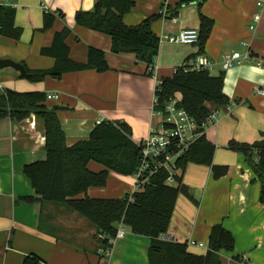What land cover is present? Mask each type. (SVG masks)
Wrapping results in <instances>:
<instances>
[{"label":"crops","instance_id":"0c3cea01","mask_svg":"<svg viewBox=\"0 0 264 264\" xmlns=\"http://www.w3.org/2000/svg\"><path fill=\"white\" fill-rule=\"evenodd\" d=\"M256 1L135 0L122 16L124 24L137 25L159 14L151 22L159 46L149 74L146 64L133 53H113L108 35L75 23V12L91 10L96 0H0L1 5L14 9V25L21 29L17 39L0 33V58L31 70L48 69L54 58L42 55L40 48L49 46L54 33L68 27L65 43L71 59L85 61L88 46H93L103 50L109 66L105 72L84 69L40 81L19 78L17 71L5 67L0 69V93L8 88L50 94L45 105L57 107L66 145L86 139L101 120L124 121L131 128L132 141L138 143L151 127L159 128L162 123L152 107L156 80L171 76L188 57L204 56L210 74L223 72V92L229 103L218 108L209 104L216 120L205 125L202 133L215 146L212 164L226 165L227 171L213 178L210 166L187 163L181 172L187 191L178 193L168 229L159 237L185 242L187 251L203 255L211 226L220 223L234 237L233 250L220 251V264H264L259 181L244 165L242 154L227 148L230 140L252 143L264 138V94L255 91L264 88V6H257ZM200 13L213 21L201 52L197 44L168 41V36L182 28L198 29ZM45 14L54 20L42 29ZM234 51L247 58L240 57L239 63L222 69L223 56ZM174 97L179 99L180 93ZM44 157L42 118L33 114L21 120L0 118V264H21L28 253L41 259L38 264H147L148 236L135 234L127 226L105 257L98 253L101 244L90 221L64 204L35 198L22 167ZM86 166L94 172L105 169L92 160ZM106 170L104 186H91L76 197L121 198L136 189L133 175ZM21 196L34 200L24 201Z\"/></svg>","mask_w":264,"mask_h":264},{"label":"trees","instance_id":"16d2710c","mask_svg":"<svg viewBox=\"0 0 264 264\" xmlns=\"http://www.w3.org/2000/svg\"><path fill=\"white\" fill-rule=\"evenodd\" d=\"M134 1L96 0L91 10L76 11L74 21L108 35L113 53H133L149 66L159 46V38L152 31L151 22L159 14L146 17L137 25L124 24L122 16L131 9ZM13 17L14 9L0 4V33L17 39L21 29L14 25ZM53 20L54 16L45 14L42 29L50 27ZM212 25L211 18L199 14L198 53L202 51ZM68 33L69 28L64 27L54 33L49 46L40 48L42 55L54 58L50 68L31 70L24 67L30 81H40L46 76L58 79L65 72L84 69L97 72L109 69L103 50L93 46H88L85 61L71 59L65 43ZM191 57L177 66L171 76L160 78L153 92L157 99L153 110H162L175 93H180L178 105L194 119L198 129H203L202 123L211 111L209 104L217 108L226 106L229 98L223 92V72L212 75L207 70H185ZM45 97L42 91L18 92L5 88L0 93V118L21 120L33 114L43 119L45 157L22 167L38 201L64 204L86 218L95 226L96 238L101 245H106L108 239L114 236L116 222H122L135 234L148 236L147 264H220V251L233 250L234 237L220 223L211 226L207 251L203 255L187 251L185 242L159 237L168 229L178 193L187 191L181 182V172L187 163L210 166L213 178L223 176L227 171L226 165L212 164L215 146L203 133L177 158L180 173L175 175V184L166 183V171L157 169L147 176L146 183L121 198H77L79 193L91 186H104L108 174L106 169L119 175H132L139 165L141 141H132L131 128L124 121L101 120L90 130L86 139L66 145L56 115L57 107H47ZM227 148L242 154L244 165L259 181L258 201L264 205V138L252 143L230 140ZM89 160L102 164L105 169L90 171L86 166ZM19 199L34 200L30 196ZM97 234H101V237H97ZM233 258L238 260L237 256ZM39 261L41 259L36 254L28 253L21 264H38Z\"/></svg>","mask_w":264,"mask_h":264},{"label":"built area","instance_id":"2783aa9c","mask_svg":"<svg viewBox=\"0 0 264 264\" xmlns=\"http://www.w3.org/2000/svg\"><path fill=\"white\" fill-rule=\"evenodd\" d=\"M257 6H264V0H257ZM48 12L47 6H43ZM162 13H165L163 9ZM172 21L175 17L172 16ZM251 28V27H250ZM198 39L197 28H182L175 35L168 36V41L175 44H196ZM243 45L244 42H241ZM240 57L247 58V55L241 56L238 51L231 54H226L222 58V69L231 68L235 63L240 62ZM185 70H207L209 71V61L201 55H197L189 60ZM147 72H153V66H147ZM157 85L159 80H156ZM156 85V86H157ZM257 93L264 94V88H256ZM51 95L47 94L46 98ZM55 97V95H54ZM157 104V99L153 95L152 107ZM162 117V123L159 128L151 127L147 136L141 140L140 160L139 165L133 172L136 188L146 183L147 176H150L157 169H163L167 173L166 183L175 184V175L178 174L177 158L183 155L189 145L202 134L203 129H198L194 119L178 105L177 98H171L162 110L156 111ZM216 120V112L210 111L205 121L202 123V128L205 125L212 124ZM122 222H116L114 236L108 239L106 245H101L98 253L108 257L111 252V245L116 239L123 236ZM101 237V234H97Z\"/></svg>","mask_w":264,"mask_h":264},{"label":"water","instance_id":"95a60500","mask_svg":"<svg viewBox=\"0 0 264 264\" xmlns=\"http://www.w3.org/2000/svg\"><path fill=\"white\" fill-rule=\"evenodd\" d=\"M5 67H11L15 71H17L19 78H26L28 75L23 64H21L20 62H15V61L10 60V59L0 58V69L5 68Z\"/></svg>","mask_w":264,"mask_h":264},{"label":"rangeland","instance_id":"374dc122","mask_svg":"<svg viewBox=\"0 0 264 264\" xmlns=\"http://www.w3.org/2000/svg\"><path fill=\"white\" fill-rule=\"evenodd\" d=\"M130 176H132V175H130ZM121 227L127 229V226L125 224H123V223H122V226Z\"/></svg>","mask_w":264,"mask_h":264}]
</instances>
